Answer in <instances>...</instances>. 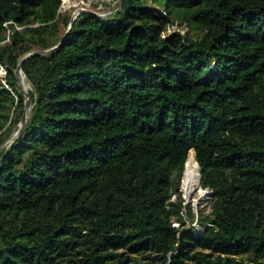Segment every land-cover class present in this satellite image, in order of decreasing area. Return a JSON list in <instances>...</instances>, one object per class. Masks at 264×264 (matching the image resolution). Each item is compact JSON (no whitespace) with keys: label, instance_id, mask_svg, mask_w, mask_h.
<instances>
[{"label":"trees","instance_id":"obj_1","mask_svg":"<svg viewBox=\"0 0 264 264\" xmlns=\"http://www.w3.org/2000/svg\"><path fill=\"white\" fill-rule=\"evenodd\" d=\"M61 4L0 0V264H264V0Z\"/></svg>","mask_w":264,"mask_h":264},{"label":"rangeland","instance_id":"obj_2","mask_svg":"<svg viewBox=\"0 0 264 264\" xmlns=\"http://www.w3.org/2000/svg\"><path fill=\"white\" fill-rule=\"evenodd\" d=\"M111 2L112 1H109V0H67V1L63 0L62 4L60 5V12L63 15L67 14L70 19H71L73 12L75 11V9L80 8V7L84 8L85 10H88V11H93V12L98 13V14H103V13L107 12L108 9L112 8ZM171 28H177V29L182 30L183 26L182 25L176 26L174 24ZM63 29H64V27L61 24V31H63ZM23 77H24V79L22 77L20 78V82H21L22 86H24V83L26 82V86H24V87H26V89H27L29 87L28 81L26 80L25 76H23ZM188 155H192L194 157L193 151L190 150ZM184 171H188L189 173H192L195 170H194L193 166H190L189 164L187 165V161H186L185 166H184ZM182 177H183V174H182ZM182 177H181V179H182ZM180 185H181L182 194H183L182 196H184L183 198L185 199L184 202L190 204L191 210L194 212L195 216H197L199 209L202 208L204 211L207 210L208 206L206 205V201L209 199L210 195H209V193H207V194L205 193V196L199 197V195H198V190H199L198 188L200 187L199 181H198L197 189L195 186H193L190 189H188V191L186 190V188L184 186H182V180H180ZM201 189H203V188H201ZM184 218L186 220V224L190 225V216L184 214Z\"/></svg>","mask_w":264,"mask_h":264},{"label":"water","instance_id":"obj_3","mask_svg":"<svg viewBox=\"0 0 264 264\" xmlns=\"http://www.w3.org/2000/svg\"><path fill=\"white\" fill-rule=\"evenodd\" d=\"M120 5H121V0H120ZM119 8V7H118ZM117 8V9H118ZM84 8H82V7H80V8H77V9H75V11L73 12V14H72V16H71V19H70V21H69V24H68V27H67V30H68V28L70 27V25H71V23L73 22V20H74V18L77 16V14L81 11V10H83ZM63 40V38H61V40L60 41H62ZM53 48V47H52ZM52 48H50V49H52ZM49 49H43V50H35V51H32V52H30V53H28L26 56H24L25 58L26 57H28V56H30L31 54H33V53H39V52H45V51H48ZM21 61L22 60H20L19 61V63L17 64V67L15 68V70H14V73H15V76H16V80H17V83H18V86H19V88L22 90V92L24 93V95H25V108H27V107H29V105H30V98H29V94H28V91H27V89H26V87H24V86H22V84H21V82H20V73H21ZM24 76V75H23ZM24 121H25V114L23 115V117H22V121H21V125L24 123ZM20 130H18V132H19ZM17 132V133H18ZM197 169H198V164H197ZM198 174H199V171H198ZM205 189V191H207V193H211V190L210 189H208V188H204ZM184 197V196H183Z\"/></svg>","mask_w":264,"mask_h":264},{"label":"bare ground","instance_id":"obj_4","mask_svg":"<svg viewBox=\"0 0 264 264\" xmlns=\"http://www.w3.org/2000/svg\"><path fill=\"white\" fill-rule=\"evenodd\" d=\"M64 1H67V0H64ZM22 78L24 79L23 75H22ZM24 86H26V82L24 83ZM187 159H186L187 165L189 164L190 166H193L195 170L192 173H189L188 171L183 172L182 186H184L186 190L188 191V189H190L193 186H195L197 189L198 181H199V174H198V169H197V162H195L193 159H188V160ZM198 189H199L198 190L199 197L205 196V193L207 194V191H205V189H201V187H199Z\"/></svg>","mask_w":264,"mask_h":264},{"label":"built area","instance_id":"obj_5","mask_svg":"<svg viewBox=\"0 0 264 264\" xmlns=\"http://www.w3.org/2000/svg\"><path fill=\"white\" fill-rule=\"evenodd\" d=\"M109 1H113V0H109ZM110 11H111V9H108V10H107V12H110ZM5 73H6V69H5V67L2 66V65H0V79H1L2 81H4V80H3V76H4ZM181 180H182V179H181ZM180 189H181V185H180ZM181 191H182V189H181ZM182 195H183V194H182ZM173 225H174V226H178V223L174 222Z\"/></svg>","mask_w":264,"mask_h":264},{"label":"crops","instance_id":"obj_6","mask_svg":"<svg viewBox=\"0 0 264 264\" xmlns=\"http://www.w3.org/2000/svg\"><path fill=\"white\" fill-rule=\"evenodd\" d=\"M114 2H115V0H113V1L111 2V5H112V6H113ZM111 5H110V6H111Z\"/></svg>","mask_w":264,"mask_h":264}]
</instances>
